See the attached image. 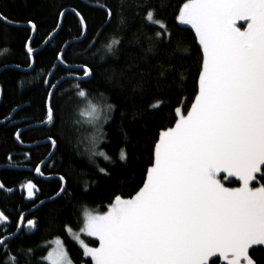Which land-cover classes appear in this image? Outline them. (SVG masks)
I'll return each instance as SVG.
<instances>
[{
    "label": "snow or ice",
    "instance_id": "snow-or-ice-1",
    "mask_svg": "<svg viewBox=\"0 0 264 264\" xmlns=\"http://www.w3.org/2000/svg\"><path fill=\"white\" fill-rule=\"evenodd\" d=\"M99 7L105 11V25L110 27L115 22L121 33L132 30L137 18L157 29L154 35L145 37L148 47L144 59L149 70L139 73L129 97L134 105L131 122L147 117L155 131L150 143L143 146L147 159L140 174L131 168L134 153L129 151L139 144H133L127 132H123L116 158L108 155L103 147L109 136L105 125L112 120L116 105L104 92L90 87L95 78L94 65L99 64V50L82 59L78 54L70 56L63 47L50 49L54 54V71L48 72L52 79L43 80L40 120L41 125L50 126L46 134L48 144L43 145L51 149L48 157H54L66 139L71 143L65 126H58V92L65 109L73 100L88 101L86 114L91 131L83 153L79 145L84 141L77 140L76 154L86 157L80 162L82 166L77 170L69 155L62 166L66 170L58 175L49 200L55 203L57 198L73 195L68 192L72 178L87 175L85 168H90L95 182L97 177L110 179L111 166L117 162L125 170L119 182L132 190L128 196L113 194L103 213L83 208L79 233L64 223V230L82 249L81 264H217L218 260L223 264H259L253 254L264 251V0H183L175 8V24L194 31L198 45L195 92L190 103L184 90L189 79L186 73L190 71L185 62L193 58L191 45H186L159 15L168 7V0H117L115 8L107 3ZM69 16L75 20L70 35L77 40L87 39L86 16L75 8H65L57 11L52 29L55 35L50 34L49 40L64 31ZM0 24L5 33L9 27L24 33V60L0 63V67L9 69L0 76L11 79L16 75L13 70L30 69L37 64L39 51L32 34H39V26L32 19L14 21L2 12ZM101 34L97 33V37ZM121 42L113 38L100 60L114 57ZM93 47L95 42L88 51ZM161 48L171 51L165 60L157 61L153 75L148 56L155 57ZM177 52L185 55L177 56ZM5 53L12 55L5 47L0 61L8 59ZM64 84L68 87L64 88ZM3 91L0 87V95ZM137 103L141 105L138 108ZM23 112V105L17 103L0 124H15L13 113L27 119L21 115ZM127 115V109L120 112L121 123ZM11 131L16 142L24 143V129L17 126ZM75 131L79 133L80 129ZM6 159L11 160L12 156ZM44 164V160L35 164V176L50 178L42 168ZM231 178L239 181L238 187L225 185V181L234 182ZM21 188L26 190L25 198L33 206L36 200L45 205L38 195L42 194V187L34 182V177L21 184ZM13 192L12 187L0 181V193ZM28 211L34 218H27L23 208L16 213L0 210V253L4 256L0 264H74L59 238L56 248L38 259L36 249L22 242L24 229L29 233L39 229L36 213L40 208ZM12 215L18 217L15 222L10 219ZM81 234L94 237L98 246L90 247ZM14 244L15 249L11 247Z\"/></svg>",
    "mask_w": 264,
    "mask_h": 264
},
{
    "label": "trees",
    "instance_id": "trees-1",
    "mask_svg": "<svg viewBox=\"0 0 264 264\" xmlns=\"http://www.w3.org/2000/svg\"><path fill=\"white\" fill-rule=\"evenodd\" d=\"M182 2L183 0H168V7L159 15L167 20L173 32L178 33V36L186 41V45H191L193 58L185 62L186 66L190 67V71L186 73L189 79L184 90V94L189 97L190 103L195 92L194 78L198 45L194 39V31L187 26H177L173 20L172 13ZM101 3H107L112 8L117 6V0H0V12L14 21L26 22L28 19H32L36 22L39 26V34L35 36L37 41L35 46L38 50L49 38V35L53 34L52 29L58 10L63 11L65 8H75L86 16L89 21L87 39L72 44L70 48H66V51H68L70 56L78 54L80 58L88 59L91 52L99 50L96 57L99 64L98 66L94 65L95 78L90 87L104 92L106 96L110 97V102L116 105L112 120L105 125L109 136L106 146L103 147L108 155L116 158L122 146L123 132H127L132 143L136 144L138 142L139 144V147L136 149L130 148L129 151L134 153L131 168L140 174L146 165L147 159V153L144 151L143 146L150 143L155 129L151 127L152 122L147 117L131 122V112L134 110V105L129 97L133 95L131 88L139 78V73L149 70L145 67L146 60L144 59V50L148 47L145 37L154 35L157 29L141 18H137L132 30L121 33L116 30L115 22L110 27L105 25V11L99 7ZM127 11L128 15L131 16L132 9L129 8ZM74 24L73 16H69V20L65 22L64 31L39 51L38 62L31 71L13 70L16 75L11 79H5L0 76V87L4 90L0 101V120H3L10 108L17 103L23 105L24 112L21 115L28 117L27 119H22L13 113L16 120L15 124L9 122L0 124V168L4 166L11 167L10 169L0 170V181L14 189L12 194L0 193V210H5L6 213H16L20 208H23L25 213H27L29 208L32 209L39 204V200H36L35 206H33L32 202L25 198L26 190L21 188V184L33 177L34 182H38V186L42 187V194H38L39 199L48 200L49 196L54 195L53 190L56 188L58 178L39 180L34 173L35 164L45 160L48 157V151H51V149H46L43 145L23 149L14 140L13 131L11 130H14L17 126L23 129L30 124H40V120L43 118L42 94L45 87L43 80L52 79L48 76V72L53 71L51 62H53L54 54L50 49L55 47L64 48L69 42L77 40L69 33V29L74 32ZM97 33L102 34L97 37ZM5 35H8L9 39L5 40ZM23 38L24 33L18 31L16 27H9L7 33H5L4 25L0 24V52H2L3 48L8 47L12 53L10 56L5 53L4 55L8 59L0 61V63L13 64L24 60V55L22 54ZM113 38L122 40L121 44L118 45V51L114 57L110 56L101 61L100 56L103 55L106 45ZM93 42H95V47L88 51L89 45ZM170 51L171 49L164 50L161 48L155 57L149 54L147 62L151 63L153 75L156 73L157 61L165 60L167 52ZM176 55H185V53L177 52ZM0 70V73L9 71V69L4 67H0ZM59 75L57 74V78ZM110 77L111 79H109ZM63 87L67 88L68 85L64 84ZM59 95L60 93L58 92L57 107L60 108L58 126L61 123L65 126L71 143L66 139L61 145V150L56 152L51 161L43 168L46 177H57L59 174H63L66 169L62 166L68 162L69 155L72 156L77 170L80 169L82 166L80 162L84 161L86 157L82 154H76L77 140L82 139L84 141L79 145L80 152L83 153L91 131L84 125L87 118L84 115H80V113H85L84 111L89 109L88 101L73 100L68 108L65 109L64 101L59 99ZM140 106L139 103L135 105L137 108ZM125 109H127L128 115L123 118V123H121L120 112ZM49 127L45 126L24 132L23 144L29 145L46 141ZM76 129H80L79 133L75 131ZM25 153H28V156ZM9 155L12 156L11 160L6 159ZM100 166H105L102 160L100 161ZM111 170L110 179L97 177L96 180L98 182H95L90 168H85V171L88 172L87 175L74 176L72 178V186L68 188V192L73 195L63 196V199L59 198L55 203L51 202L40 208V211L36 213V217L39 219L38 231L31 234L27 229H24V236L21 237L24 244L36 249L37 259L47 255L51 248L48 242L59 238L65 245L74 264H81L82 249L72 236L64 230V223L70 224L74 230H79L82 226L83 208L87 207L99 212H105L113 194L128 196L131 193L132 190L129 187L121 185L119 182L125 171L119 166V162H117V165L111 166ZM230 184L236 185L237 182L234 181ZM84 188L89 190L84 192ZM5 195H8L7 200L4 199ZM26 216L29 219L34 218L30 214ZM10 219L15 222L18 217L12 215ZM87 241L93 246L98 245L96 240L89 239ZM11 247L15 249L16 245H11ZM253 258L259 261V264H264V251H256L253 254ZM3 259L4 256L0 253V261ZM41 264H47V262L42 261ZM217 264H223V262L218 260Z\"/></svg>",
    "mask_w": 264,
    "mask_h": 264
},
{
    "label": "water",
    "instance_id": "water-1",
    "mask_svg": "<svg viewBox=\"0 0 264 264\" xmlns=\"http://www.w3.org/2000/svg\"><path fill=\"white\" fill-rule=\"evenodd\" d=\"M33 36H34V38H35V36H36V34H32ZM52 35H55L54 33L52 34ZM84 38L83 37H81L79 40H74V41H71V42H69L68 44H66V46L64 47L65 48V50H66V48H67V45H72V44H74V43H79V42H81L82 40H83ZM54 39H52V40H49V38L46 40V41H48V43H45L44 42V44L42 45V47L38 50V51H40L41 49H43L45 46H47L50 42H52ZM33 69V67L32 68H30V69H23L22 71L23 72H29V71H31ZM0 72H1V70H0ZM0 101H1V95H0ZM14 116V115H13ZM7 121H5L3 124H5ZM45 126H47V125H41V124H30V125H28L27 127H25V128H23L24 129V132H26V131H28V130H32V129H37V128H41V127H45ZM18 143V142H17ZM48 143V141L46 140V141H42V142H37V143H33V144H29V145H25V144H21V143H18L19 144V146L21 147V148H23V149H28V148H34V147H38V146H41V145H45V144H47ZM51 159H52V157L51 158H49V157H47L44 161H45V164L44 165H42V168H44L50 161H51ZM10 169L11 167H7V166H4V167H2V168H0V170H2V169ZM36 178H38V179H40V180H49V179H53V178H58V176L57 177H50V178H43V177H39V176H36ZM57 199H59V198H57ZM56 199V200H57ZM45 205L46 204H48V203H51V201L48 199V200H45ZM44 206V205H43ZM36 207H39V208H41L42 206L40 205V204H38L37 206H35L34 208H32V210L33 211H35V209H36ZM27 214H29V212H27V213H25V215H27ZM36 232V231H35ZM35 232H32L31 234H33V233H35Z\"/></svg>",
    "mask_w": 264,
    "mask_h": 264
},
{
    "label": "rangeland",
    "instance_id": "rangeland-1",
    "mask_svg": "<svg viewBox=\"0 0 264 264\" xmlns=\"http://www.w3.org/2000/svg\"><path fill=\"white\" fill-rule=\"evenodd\" d=\"M188 27V26H187ZM89 111V109H87V110H85L84 112H85V114H84V116L87 118V121H86V124H84L88 129H91V124H90V117H88L87 116V112ZM221 175H223V174H221ZM232 180H234L235 181V178H231ZM237 182V184L236 185H232V184H230L228 181H225V185L226 186H228V187H238L239 186V181H236ZM99 212V211H98ZM100 213H103V212H100ZM73 232H75V233H79V230H74L73 229ZM73 238V237H72ZM81 239H83L84 241H85V243H87L90 247H97V246H93L92 244H90L87 240H89V239H92V240H96L94 237H87V236H85V235H83V234H81ZM61 240V239H60ZM75 240V239H74ZM55 241H56V239H54V240H52L49 244H50V246H51V248H50V250L49 251H51V250H53L54 248H56V244H55ZM62 241V240H61ZM97 241V240H96ZM75 242L76 243H78V241H76L75 240ZM98 242V241H97ZM62 244H63V242H62ZM79 244V243H78ZM63 246H64V248H65V245L63 244ZM65 250H66V248H65ZM48 251V252H49ZM67 251V250H66ZM47 262V261H46Z\"/></svg>",
    "mask_w": 264,
    "mask_h": 264
},
{
    "label": "bare ground",
    "instance_id": "bare-ground-1",
    "mask_svg": "<svg viewBox=\"0 0 264 264\" xmlns=\"http://www.w3.org/2000/svg\"><path fill=\"white\" fill-rule=\"evenodd\" d=\"M54 71V70H53ZM48 243H50V242H48ZM50 245V244H49Z\"/></svg>",
    "mask_w": 264,
    "mask_h": 264
},
{
    "label": "flooded vegetation",
    "instance_id": "flooded-vegetation-1",
    "mask_svg": "<svg viewBox=\"0 0 264 264\" xmlns=\"http://www.w3.org/2000/svg\"><path fill=\"white\" fill-rule=\"evenodd\" d=\"M242 23V22H241ZM40 180V179H39Z\"/></svg>",
    "mask_w": 264,
    "mask_h": 264
}]
</instances>
